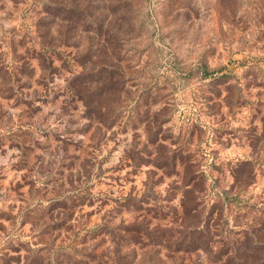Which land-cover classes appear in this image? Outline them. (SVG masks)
Segmentation results:
<instances>
[{
    "label": "clouds",
    "instance_id": "clouds-1",
    "mask_svg": "<svg viewBox=\"0 0 264 264\" xmlns=\"http://www.w3.org/2000/svg\"><path fill=\"white\" fill-rule=\"evenodd\" d=\"M257 80L264 0H0V264H264Z\"/></svg>",
    "mask_w": 264,
    "mask_h": 264
},
{
    "label": "rangeland",
    "instance_id": "rangeland-1",
    "mask_svg": "<svg viewBox=\"0 0 264 264\" xmlns=\"http://www.w3.org/2000/svg\"><path fill=\"white\" fill-rule=\"evenodd\" d=\"M246 62H247L246 58L244 57H239V56L234 57L232 61H230L227 65H225L223 69H221L222 78L225 80L230 78L229 73L231 72L233 64L240 63L243 66ZM65 63H71V59L70 58L65 59ZM256 83H257V86H264V83H262L259 80H257ZM259 95L261 94H257V96ZM233 99L239 102L242 98L237 95V96H234ZM244 102L254 103L258 114L261 112H264V100H259V99L255 101L246 100ZM222 119L227 120L228 115L227 114L222 115ZM253 119H255V117H253ZM253 131H256V130L253 129ZM194 142L195 141H193V143ZM221 143L222 144L225 143V141H223L222 139V136H221ZM200 147H201V150H204L207 148H212V145L211 144H208V145L201 144ZM164 148H165L164 145H160L158 150L163 154ZM181 148H183V145H181ZM174 151L178 153L179 149H176ZM212 151L216 152L218 155L220 149L212 148ZM181 158L186 159L188 161L186 165L185 175H184V183L186 185H190V188L187 190L186 194L189 200L192 201L190 208L195 209V211L192 214L197 215L199 213H202L204 211V208L200 205V201L195 199V196L199 194L196 193L194 190L202 187L203 173L197 171L198 160L196 159V153L194 151L188 153L186 156H182ZM253 179L256 180L257 184H259L261 180H264V174H261L259 172H254ZM160 180H163V177H160ZM15 187H19V185H16ZM248 194H249L248 196L249 204L245 205V208L242 214L245 215V217L249 220L250 223L257 224V226H260L261 224H264V185H260V189L257 192H253L252 187L249 186ZM257 197H260L259 203L256 202ZM215 208L216 206L213 205V212H215ZM257 209H259L258 213H257ZM141 211H143V209H141ZM147 212H148V215H151L153 212H156V210L148 209ZM156 214L159 215L160 213L156 212ZM183 215H184L183 212H180V211L177 212V216H183ZM210 219H212L211 216H210ZM215 223L219 224L220 220L217 218L215 220ZM13 259H17V258H13ZM5 264H8V261H5Z\"/></svg>",
    "mask_w": 264,
    "mask_h": 264
}]
</instances>
